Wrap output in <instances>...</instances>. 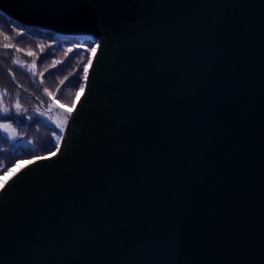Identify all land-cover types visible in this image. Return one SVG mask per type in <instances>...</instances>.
Wrapping results in <instances>:
<instances>
[{"label":"water","instance_id":"95a60500","mask_svg":"<svg viewBox=\"0 0 264 264\" xmlns=\"http://www.w3.org/2000/svg\"><path fill=\"white\" fill-rule=\"evenodd\" d=\"M0 12L96 45L60 151L0 191V264H264V0Z\"/></svg>","mask_w":264,"mask_h":264},{"label":"trees","instance_id":"16d2710c","mask_svg":"<svg viewBox=\"0 0 264 264\" xmlns=\"http://www.w3.org/2000/svg\"><path fill=\"white\" fill-rule=\"evenodd\" d=\"M7 28L12 31L8 32ZM5 44L14 47L5 49ZM94 46L90 40L82 37H64L24 26L0 12V100L3 106L13 109L11 118L0 116V124L11 125L7 132L0 128V160L5 165L7 162L29 159L25 155L29 153L28 147L18 144L30 139L47 141L46 132H55L41 122L40 113L47 114L51 105L65 108L73 105L82 86L83 70L91 64L89 61L93 57ZM17 48L21 50L16 51ZM29 52L33 55L29 56ZM30 65H35L34 71L29 69ZM17 100L22 106L20 114L14 109ZM28 116L32 118L28 119ZM55 144L53 141L47 142L37 152H43L40 156L48 155L55 150ZM15 146H21V154L9 149L4 159L5 149ZM7 167L0 165V175Z\"/></svg>","mask_w":264,"mask_h":264},{"label":"rangeland","instance_id":"374dc122","mask_svg":"<svg viewBox=\"0 0 264 264\" xmlns=\"http://www.w3.org/2000/svg\"><path fill=\"white\" fill-rule=\"evenodd\" d=\"M94 48H95V51L93 52V57H94V54H95V52H96V45L94 46ZM93 57H92V59H93ZM92 59H91V62H92ZM90 67V66H89ZM29 69L30 70H32V71H34L35 70V68H34V65H30L29 66ZM88 70H89V68H88ZM82 75H79V77H81ZM81 83H82V86H83V84H84V88H85V85H86V81L83 79V78H81ZM79 95H77V97L75 98V100H74V104L76 105L77 104V102H78V100H79V98L81 97V95H82V93H83V91L81 92L80 90H79ZM74 107H73V105L71 106V107H69V108H67V109H73ZM49 117H51V119H49ZM40 119H41V122H43L46 126H48V127H51V128H53L54 129V131L55 132H52V130L51 131H48V132H46L47 133V141H32V139H30V140H27L26 142H22V143H20V144H18V145H24L25 147H28V152L29 153H27V154H25V155H27L26 156V158H29V159H19V160H17V161H15V162H9V164H8V162H7V164L6 165H8V167L4 170V172L0 175V191L2 190V188L5 186V184L16 174V173H18L22 168H24V166H26L25 164L29 161V160H33V159H35V160H37V159H40V157H47V156H49L50 154H48V155H45V156H40L43 152L42 151H38L37 152V149H43V147H44V145L47 143V142H49V143H51L52 141L53 142H55L56 143V140H55V137H56V135H60V136H62V138H63V132H61L60 131V129L56 126L57 125V121H56V119H55V116H54V114H51V113H49V112H47V114H44L43 116H40L39 117ZM6 122V121H5ZM62 141H63V139L61 140V142H60V145H59V147L61 148V145H62ZM55 146H56V144H55ZM9 149H12V151H19L18 153H20L21 154V146H15V147H9V148H6L5 149V154H4V156H3V158L5 159V155H6V153H7V151L9 150ZM34 150V151H33ZM31 151H33V153L31 152ZM23 155V154H22ZM35 156H39V157H35ZM10 158V157H9ZM8 161V160H7ZM10 161V160H9ZM0 165H1V167H5L6 165H5V162L4 161H1L0 160ZM5 165V166H4ZM2 168V169H3ZM10 169V170H9Z\"/></svg>","mask_w":264,"mask_h":264},{"label":"snow or ice","instance_id":"6c2138e0","mask_svg":"<svg viewBox=\"0 0 264 264\" xmlns=\"http://www.w3.org/2000/svg\"><path fill=\"white\" fill-rule=\"evenodd\" d=\"M7 31L8 32H11L12 29L11 28H7ZM5 39H8V36H5ZM12 47H14V45H10V44H5L4 45V48L5 49L12 48ZM97 47H98V45H97ZM20 50L21 49H19V48L16 49V51H20ZM69 51H71V49ZM92 51L94 52L95 51V48H93ZM28 55L31 56V55H33V53L29 52ZM89 63H91V61H89ZM83 71H84L83 79L85 81H87L88 80V68H87V66H85V68H84ZM80 91L81 92L84 91V87L83 86L80 87ZM45 92H48V90L45 89ZM48 94L51 95L50 92H48ZM77 95H79V93H77ZM74 106H75V104L73 103V107ZM21 107L22 106H21L19 100H17L16 103H15V105H14V109H15V111H16L17 114H20ZM12 110L13 109H11V108H9L7 106H3V102H2V100H0V116H3L5 118H11V112H12ZM40 115L43 116L44 113L41 112ZM70 117H71V113H66L65 114V119H64L63 123H57L56 126L60 129L61 132H64L65 131L66 125L68 123V119ZM31 118H32L31 116H28V119H31ZM49 119H51V117H49ZM10 127H11V125H8V124H0V128H2L5 132H7ZM12 139H16V137H12ZM62 139H63L62 136L56 135V137H55L56 147H55V150L50 153V155H55L57 152L60 151L59 145H60V142H61ZM40 159H46V157H40Z\"/></svg>","mask_w":264,"mask_h":264},{"label":"bare ground","instance_id":"6f19581e","mask_svg":"<svg viewBox=\"0 0 264 264\" xmlns=\"http://www.w3.org/2000/svg\"><path fill=\"white\" fill-rule=\"evenodd\" d=\"M50 156H52V155H49V156H47V157H50ZM38 160V159H37ZM36 160L35 159H33V160H29L25 165L27 166V165H29L30 163H33V162H35ZM26 166H24V167H26Z\"/></svg>","mask_w":264,"mask_h":264}]
</instances>
